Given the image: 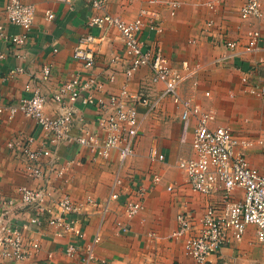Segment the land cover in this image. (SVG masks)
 <instances>
[{
  "label": "crops",
  "instance_id": "crops-1",
  "mask_svg": "<svg viewBox=\"0 0 264 264\" xmlns=\"http://www.w3.org/2000/svg\"><path fill=\"white\" fill-rule=\"evenodd\" d=\"M21 1L35 7V22L27 42L20 48L0 36V101L14 103L31 95L26 89L29 84L40 86L43 92H55L59 85L76 75H95L103 83L101 91L94 90L98 98L119 93L123 87L133 94L147 88L159 91L162 85L153 87L149 67H140L131 77L126 76L128 64L124 42L115 27L102 30L88 26L89 19L95 14L105 12L130 22L145 9L155 15L161 27L158 32L149 25L151 16L145 17L147 25L140 36L145 48L160 46L173 67L183 75L187 74L184 62L191 68H198L183 81L182 95L192 97L206 108H213L216 113L213 126H228L244 136L264 132V100L246 95L241 80L243 72H251L254 83H264V68L260 72L256 70V62L264 52V16L242 20L240 11L245 0H221L215 9L205 5L207 0H178L179 6L174 13L171 0H106L101 10L94 9L90 0H74L72 5L64 0ZM7 2L0 0L2 6ZM261 2L264 11V0ZM47 12L54 13L55 18L48 19ZM207 20L213 21L211 26L206 27ZM252 28L261 31L260 46L263 49L249 54L243 51V45ZM7 31L17 34L20 29L9 26ZM88 33L104 37L98 44L96 65L92 71L85 70L74 57L79 38ZM232 40L241 44L235 51L227 47V42ZM45 66L52 70L48 81L42 79ZM18 68L22 71L17 72ZM110 76H114V81H108ZM205 92H210V97H206ZM56 106L50 103L48 110L54 113ZM137 108L141 118L140 133L134 154L122 166L118 154L110 160L93 159L77 144H64L59 150L65 174L53 181L57 197L69 194L75 201L84 203L88 196H92L106 202L115 178L120 177L119 197L111 199L108 212L104 214L101 208L88 206L90 214L82 226L84 237L76 239L75 235H59L57 229L48 224V215L42 218L41 224L34 225L29 223L33 210L20 212L16 209L11 217L13 224L23 231L27 244L36 240L40 249L25 260L0 259L3 264H197L186 255L184 240H175L170 234L177 228V217L183 208L199 218L210 203L220 202L224 192L210 196L194 192L176 166L180 158H189L193 154L191 138L195 127V122L191 123L183 140L180 107L167 99L150 115H146L145 107L138 105ZM96 113L94 105L77 103L73 133L78 134L86 123L94 125ZM19 134L34 136L36 144L42 141L40 127L34 119L23 114L12 119L0 116L2 197L16 196L21 186L38 185L25 172L23 157L13 154L7 147L8 140ZM153 146L166 155L165 162L149 159ZM68 160L74 163L65 165ZM250 163L264 172V152L259 150L252 154ZM166 166L179 170L181 174H159L158 171L163 169L167 172ZM156 176L160 177V182L154 181ZM168 185H173L174 189L169 190ZM140 190L144 191L143 208L137 215L129 217L125 204L129 199L138 200ZM237 193L241 195L242 191ZM254 231L253 225L247 226V234ZM97 237L98 242L95 241ZM70 244L79 247L73 257L67 255ZM246 245V240L241 244H227L221 252L210 256L209 264L252 263L257 255H246ZM89 246L94 260H87Z\"/></svg>",
  "mask_w": 264,
  "mask_h": 264
},
{
  "label": "built area",
  "instance_id": "built-area-1",
  "mask_svg": "<svg viewBox=\"0 0 264 264\" xmlns=\"http://www.w3.org/2000/svg\"><path fill=\"white\" fill-rule=\"evenodd\" d=\"M64 1L69 5L74 2ZM220 1L210 0L208 6L215 9ZM90 3L94 9L101 10L105 7L106 0H90ZM170 5L174 13L179 2L171 0ZM0 14L3 16H0L2 39L16 48L24 46L35 22V7L21 0H8L5 6L0 3ZM147 15L151 16L149 25L160 32L161 27L157 24L155 15L145 9L130 22L105 12L95 14L89 19L88 26L102 30L115 27L124 42L125 60L128 64L126 76L131 77L140 67H149L153 87L162 85L159 91L153 92V88H147L133 94L127 87H123L119 93L98 98L94 90L101 91L103 83L95 75H76L59 85L55 92H43L40 86L33 87L29 84L26 89L31 95L14 103L0 101V116L12 119L23 114L32 118L39 125L42 135V141L38 144L34 136L23 134L7 142V147L13 154L23 157L25 172L38 185L21 186L16 196H0V259L25 260L40 249L36 240L27 244L23 231L13 224L11 217L16 209L20 212L33 210L29 223L34 225L41 224L42 218L48 215V224L56 228L59 235H75L76 239H83L82 226L90 214L88 206L99 207L104 214L107 213L111 199L119 197L122 180L117 175L106 202H100L92 196H88L84 203L75 201L69 194L57 197L53 181L57 176L65 174L64 165L60 162V148L64 144H77L85 148L93 159L110 160L114 154H118L122 166L134 154V145L140 133L141 118L137 106L145 107L146 115H150L167 99L181 108L183 140L191 123L195 122L193 154L189 158H180L176 166L185 175L194 192L207 196L224 192L220 202L210 203L199 218L183 208L178 214V226L171 237L184 240L186 255L197 264H209L210 256L221 252L227 244L241 242L248 225L255 227L257 240L264 243V172L253 167L249 159L256 148L264 152V135L251 139L229 127L213 126L215 112L204 110L201 103L182 95L180 87L183 81L198 68H191L184 62L183 68L187 74L183 75L173 67L171 59L160 46L145 48L140 36L147 25ZM263 16L261 0H245L240 11L242 20L261 19ZM47 17L54 19L55 14L47 12ZM9 26L19 27L20 32L9 34ZM103 38L92 33L79 38L74 57L85 70L92 71L95 68V54ZM261 39L259 29H250L243 51L254 54L262 50ZM239 46L241 44L237 40L227 42L230 50L235 51ZM262 68L264 52L256 62V70L260 72ZM16 71L20 72L22 69L18 68ZM250 73L243 72L242 75L245 92L264 100V83H254ZM51 76V68L45 66L42 71L43 81L50 80ZM114 79V76H110L108 81L112 82ZM205 94L209 96L210 92ZM79 102L96 107L95 126L86 123L78 134H74ZM50 103L57 105L54 113L48 110ZM149 159L153 162H165L166 155L153 146L149 151ZM73 163V160H68L65 165ZM154 181L160 182V177L156 176ZM168 189L172 191L174 186L170 185ZM239 190L242 191L241 195L237 193ZM143 194L144 191L140 190L138 200L129 199L126 202L125 211L129 217L142 210ZM95 241L98 242L99 238ZM78 248L76 244H70L67 255L73 257ZM91 248L89 246L86 249L87 260L95 259ZM0 264H3L1 260Z\"/></svg>",
  "mask_w": 264,
  "mask_h": 264
},
{
  "label": "rangeland",
  "instance_id": "rangeland-1",
  "mask_svg": "<svg viewBox=\"0 0 264 264\" xmlns=\"http://www.w3.org/2000/svg\"><path fill=\"white\" fill-rule=\"evenodd\" d=\"M210 0H207L206 2H205V5L210 9V7L208 6V2H209ZM210 22H213V21H208L207 20V22H206V27H208V25H209V23ZM209 26H211V25H209ZM242 80V79H241ZM242 83H243V81H242ZM195 87H198V86H195ZM199 89V88H198ZM206 93V92H205ZM246 95H249L248 93H246V92H244ZM211 95V94H210ZM210 95L209 96H206V94H205V96L206 97H210ZM202 104V103H201ZM202 106H203V108H204V110H213L214 111V109L213 108H211V107H208V108H206L203 104H202ZM216 111V110H215ZM216 114V113H215ZM221 126V125H220ZM228 127V126H227ZM229 128H231V127H229ZM232 129V128H231ZM233 130V129H232ZM235 131V130H234ZM193 135H194V130H193V133H192V141H193ZM262 135H264V132H261V131H259L258 133H256V134H248L247 136L248 137H250L251 139H258V138H260ZM192 141H191V143H192ZM256 152H259V148H256V149H254V151L250 154V156L252 155V154H254V153H256ZM250 156H249V159H250ZM147 163L148 164H151V165H153L151 162H149V160H147ZM166 168H167V172H165L164 171V169L163 170H160V171H158V173L159 174H162V175H164V173L166 174H169V175H171V173L173 174V172H177V173H179V174H181V172L179 171V170H177V169H174V168H172V167H167L166 166ZM166 168H165V170H166ZM167 184V183H166ZM168 186H170V185H168ZM191 189V188H190ZM153 233V232H152ZM173 233V232H172ZM172 233L170 234V235H172ZM155 234V233H154ZM247 234V233H246ZM156 235V234H155ZM155 235H153V236H155ZM171 237V236H170ZM153 239V238H152ZM245 240H246V243H247V245H246V249L244 250L247 254L246 255H253V256H256L257 255V258H256V260L255 261H253L252 263H250V264H264V243H262V242H259L258 240H257V238H256V235H255V231L254 232H250L249 234H247V236L245 235V237L243 238V240L240 242V244L241 243H244L245 242Z\"/></svg>",
  "mask_w": 264,
  "mask_h": 264
}]
</instances>
